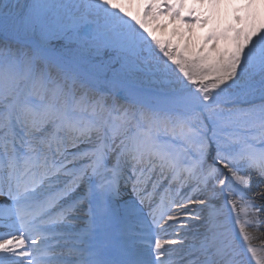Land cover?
Instances as JSON below:
<instances>
[{
  "label": "snow or ice",
  "instance_id": "snow-or-ice-1",
  "mask_svg": "<svg viewBox=\"0 0 264 264\" xmlns=\"http://www.w3.org/2000/svg\"><path fill=\"white\" fill-rule=\"evenodd\" d=\"M254 175L264 0H0V264H264Z\"/></svg>",
  "mask_w": 264,
  "mask_h": 264
},
{
  "label": "bare ground",
  "instance_id": "bare-ground-1",
  "mask_svg": "<svg viewBox=\"0 0 264 264\" xmlns=\"http://www.w3.org/2000/svg\"><path fill=\"white\" fill-rule=\"evenodd\" d=\"M191 4V0H189V5ZM185 24H187V19H185L184 21ZM173 24H176L175 21L172 22V24H167V26L163 29L160 30L159 34L161 35H166L167 33L170 32ZM177 27H179V25H177ZM189 35L191 36V42L194 43V34L191 31V33H189ZM264 180L260 179L259 176H255L254 175V180H253V192L250 193L249 195H252L254 193H259L262 189H264ZM2 199V198H0ZM3 230V229H0ZM251 231V230H250ZM254 235L256 236V239L253 241L254 244H260L261 241H264V227H261L259 232L254 233Z\"/></svg>",
  "mask_w": 264,
  "mask_h": 264
},
{
  "label": "rangeland",
  "instance_id": "rangeland-1",
  "mask_svg": "<svg viewBox=\"0 0 264 264\" xmlns=\"http://www.w3.org/2000/svg\"><path fill=\"white\" fill-rule=\"evenodd\" d=\"M187 23H195V21L194 20H188L187 19ZM205 31H206V29H193L192 30V32L194 34V38H195V35H202ZM194 43H195V40H194Z\"/></svg>",
  "mask_w": 264,
  "mask_h": 264
}]
</instances>
